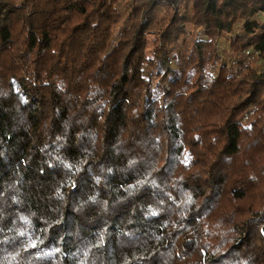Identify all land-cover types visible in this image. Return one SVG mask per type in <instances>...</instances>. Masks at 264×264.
<instances>
[{"label": "trees", "instance_id": "trees-1", "mask_svg": "<svg viewBox=\"0 0 264 264\" xmlns=\"http://www.w3.org/2000/svg\"><path fill=\"white\" fill-rule=\"evenodd\" d=\"M259 13L0 0V264H264Z\"/></svg>", "mask_w": 264, "mask_h": 264}, {"label": "rangeland", "instance_id": "rangeland-1", "mask_svg": "<svg viewBox=\"0 0 264 264\" xmlns=\"http://www.w3.org/2000/svg\"><path fill=\"white\" fill-rule=\"evenodd\" d=\"M140 1V0H138ZM126 1H121V5H124ZM258 19H260L261 21H264V15H262L261 13L257 14ZM242 22L243 19L239 20L237 22V27L234 31L233 34H228V33H221L219 35V37L216 40V48L218 50H222V49H229V42L230 40L234 37V35H242ZM187 33L189 35H193V36H197L199 38H207V33L204 32L201 28L199 27H194V26H187ZM155 39V34H149L147 36V46H146V50L145 53L148 57L152 56V51H153V42ZM259 62H256V64H258Z\"/></svg>", "mask_w": 264, "mask_h": 264}, {"label": "water", "instance_id": "water-1", "mask_svg": "<svg viewBox=\"0 0 264 264\" xmlns=\"http://www.w3.org/2000/svg\"><path fill=\"white\" fill-rule=\"evenodd\" d=\"M261 232H262V234H264V227L261 228Z\"/></svg>", "mask_w": 264, "mask_h": 264}]
</instances>
